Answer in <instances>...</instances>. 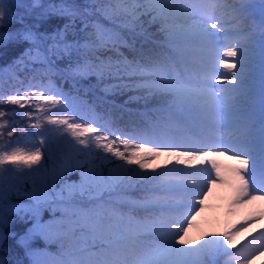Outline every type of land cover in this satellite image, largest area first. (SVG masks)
I'll return each mask as SVG.
<instances>
[{"label": "snow or ice", "instance_id": "obj_1", "mask_svg": "<svg viewBox=\"0 0 264 264\" xmlns=\"http://www.w3.org/2000/svg\"><path fill=\"white\" fill-rule=\"evenodd\" d=\"M37 8L35 22L25 24L21 15V29L0 33V44L29 45L17 66L40 65L34 71L43 74L0 96V104L31 109L18 113L29 121L20 135L39 137L30 150L0 148V244L6 229L19 223L30 225L18 241L28 264H252L264 256V230L239 247L236 242L257 217L200 241L185 239L190 218L221 180L217 156L231 153L238 161L236 204L264 201V0L258 121L248 84L254 44L248 0H61L48 6L32 0L29 13ZM11 13L9 0H0V25L11 22ZM53 16L63 19L62 27L41 32ZM221 76L231 86H217ZM90 77L96 84L89 90L98 87L102 102L125 93L131 94L125 104L154 102L152 119L129 129L119 127L110 110L98 113L95 102L80 96L81 82ZM6 115L0 109V119ZM8 128L11 137L16 128L0 122V137ZM165 153L176 164L147 170ZM73 174L78 179H69ZM35 238L55 251L33 248Z\"/></svg>", "mask_w": 264, "mask_h": 264}, {"label": "trees", "instance_id": "obj_2", "mask_svg": "<svg viewBox=\"0 0 264 264\" xmlns=\"http://www.w3.org/2000/svg\"><path fill=\"white\" fill-rule=\"evenodd\" d=\"M12 5V13L10 16V23H5L0 25V33L15 32L23 27L19 22L21 15L24 16V23L31 24L36 21V12L39 9H33L29 13V8L31 7L32 0H23V7H17L16 5L21 2V0H9ZM61 0H41L44 6L50 4H59ZM67 3H77L81 4L84 0H66ZM253 16L249 20L253 26L252 28H259L260 24V9L258 8L253 11ZM14 17V19L12 18ZM63 19L59 17H51L48 21L40 25L39 30L41 32L52 33L58 27H62ZM107 24V21H101ZM81 25L77 23V29ZM155 28V26H154ZM153 28V30H154ZM85 34L83 32L78 33V37L83 40ZM68 39H72V34L70 33ZM29 47L26 42H19L14 40H6L3 44H0V96H7L15 91L17 88L24 87L28 84L29 80L33 76H36L37 80H41L42 73L34 70H38L40 65H29L25 67L24 65H16L17 58L21 55L25 48ZM59 68L63 69L67 67L66 62H59ZM52 80L58 85H62L65 91H68L71 87L70 84H66L60 80L59 76H53ZM43 82H47V77H43ZM82 90L80 96L82 99L89 102H95L97 105V112L104 113L105 110H110L113 113V119L116 120L117 125L121 128L127 127L131 129L135 124H141L142 121H149L152 119L151 109L156 105L154 102H150L145 106L143 101H132L125 104L128 100L130 93H125L123 95H117L114 98L109 97L107 102H102L97 99V97H102L103 94L100 92L99 88H91V85L96 84L95 77H90L89 80L82 81ZM0 109H3L7 115L0 119V122L4 120L8 121L10 125L16 128V133L9 137L7 131L11 128L5 130L4 135L0 137V148L11 151L14 148H32L39 140V137H24L20 135V127L22 125H27L29 123L27 117H22L18 113L31 110L29 108L19 109L15 105L10 104H0ZM87 111V108L84 109ZM27 132H35L36 130L31 127H26ZM69 179H78V174H73ZM30 187V185H26ZM139 195V193H135ZM14 202H22V200H15ZM45 220L50 219V216L45 214ZM30 225L25 224H14L10 229H6V239L0 244V260H3L5 264H16L17 259L24 261V264H28L27 257L25 256L24 249L21 244L18 243L19 237L24 234V231ZM15 231L17 233L16 237L8 235V232ZM32 247L36 249H51L54 245H45V242L41 238H35L32 242ZM54 252V251H51Z\"/></svg>", "mask_w": 264, "mask_h": 264}, {"label": "rangeland", "instance_id": "obj_3", "mask_svg": "<svg viewBox=\"0 0 264 264\" xmlns=\"http://www.w3.org/2000/svg\"><path fill=\"white\" fill-rule=\"evenodd\" d=\"M253 1L256 2L257 0ZM253 38L254 44L252 45L253 50L251 53L253 56L251 55V57L256 58V56H258L261 58L260 32L259 35L253 33ZM256 61L259 62L258 59H256ZM252 64L251 67L253 66ZM218 71L223 73L225 72V69L221 65L218 67ZM231 78L232 77L229 76V79ZM253 78V75L250 74V79L248 81L249 85L251 84ZM214 83L217 84V86H220L221 83H224L226 86H231L227 85V81H225L222 76L214 81ZM251 88L253 89V86H251ZM254 95L255 94L253 93V97L250 101L251 106L254 103ZM259 113L260 111L257 112V121L259 120ZM33 148L34 146L32 148L26 147L24 149L30 150ZM177 150L184 149L181 148ZM215 159L217 160L220 168L221 180L220 182L211 185V190L203 197L204 204L202 208L190 218L191 227L188 228L185 239L188 241H200L202 236L207 238L210 234H219L231 231L234 229V226L239 227L245 222V220L257 217L258 219L251 225V227L246 228L236 237L237 246L239 247L240 243L244 242L245 237H248L249 239L251 238L249 235L250 233L252 235H256L260 230L264 229V215H262L264 214V201L257 199L246 204H236L234 201L236 178L233 170L237 167L238 161L232 157L231 153L217 156ZM172 164H176L175 158L170 157L165 153L157 156L154 160H150L148 162L147 170L157 169L158 166L164 165L171 167ZM176 166L184 169L187 173H191L195 170L193 167L188 165L177 164ZM195 167L201 168L202 166L197 164ZM38 250L48 252L55 251V245L51 251L44 248ZM252 264H264V256L257 257L252 261Z\"/></svg>", "mask_w": 264, "mask_h": 264}, {"label": "bare ground", "instance_id": "obj_4", "mask_svg": "<svg viewBox=\"0 0 264 264\" xmlns=\"http://www.w3.org/2000/svg\"><path fill=\"white\" fill-rule=\"evenodd\" d=\"M232 160V159H231ZM231 163H233V162H231Z\"/></svg>", "mask_w": 264, "mask_h": 264}]
</instances>
